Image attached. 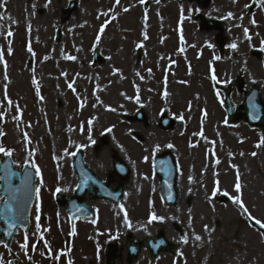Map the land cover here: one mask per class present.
Masks as SVG:
<instances>
[{"label":"rangeland","instance_id":"rangeland-1","mask_svg":"<svg viewBox=\"0 0 264 264\" xmlns=\"http://www.w3.org/2000/svg\"><path fill=\"white\" fill-rule=\"evenodd\" d=\"M71 1L75 10L63 18ZM194 1L0 0V146L17 167L40 170L33 229L39 214H66L54 194L76 186L78 148L100 176L111 164L104 150L115 149L132 169L125 218L151 213L159 229L178 221L174 214L193 218L189 228L180 223L182 253L163 264H264V234L245 218L264 224V136L243 121L227 125L223 92L213 85L237 99L229 84L241 76L264 100V2ZM199 15L215 29H199ZM140 112L144 122L135 119ZM163 115L175 119L173 128H161ZM103 134L106 149H94ZM158 150L179 160L185 198L177 207L160 198ZM79 227L87 254L97 238L87 237V221Z\"/></svg>","mask_w":264,"mask_h":264},{"label":"flooded vegetation","instance_id":"flooded-vegetation-1","mask_svg":"<svg viewBox=\"0 0 264 264\" xmlns=\"http://www.w3.org/2000/svg\"><path fill=\"white\" fill-rule=\"evenodd\" d=\"M112 181L107 185L116 188L121 183V177L114 175ZM105 182H108V177L105 178ZM123 199L124 197L119 201L91 199L87 195V202L94 208L93 217L87 218V237L101 238L99 251L90 241L87 242L85 254L81 233L71 230V221L67 215L47 214L38 216L36 229H33L32 224L30 230L26 232L17 231L10 243L5 239L1 240L0 257L3 258L4 264H8L9 261L12 264H68L69 260L72 264H163L166 260L174 263L185 248V244L182 243V239H185L184 232L180 223L189 228L186 218L190 220L193 218L183 215L182 222L168 220L164 229H159L151 213L134 214L125 218L121 214ZM187 202L190 203V199ZM159 234L165 236L171 244V250L163 251L161 247L156 248L153 240ZM25 243L28 245L27 249L21 247ZM5 244L8 247H5ZM137 246L139 252L135 256Z\"/></svg>","mask_w":264,"mask_h":264},{"label":"water","instance_id":"water-1","mask_svg":"<svg viewBox=\"0 0 264 264\" xmlns=\"http://www.w3.org/2000/svg\"><path fill=\"white\" fill-rule=\"evenodd\" d=\"M253 91L246 94V97H245L246 100L244 101V108L238 110L236 114L238 116L246 115L250 123L260 121L258 124H262V123L264 124V105L260 101L258 89L256 88ZM251 94H252V100H250ZM224 106L227 112L230 115H232L231 117L236 115V114L233 115L231 113V108L233 104L230 100L229 95H227L226 103ZM75 156L76 158L74 160V168L76 169L79 175V178H80V185L78 189L82 193L83 190L87 189V169L85 168L84 163L82 161L81 151H78ZM7 163H11L10 173H15L12 170L13 164L9 158H7L6 161L2 163L0 166L7 164ZM0 171L2 172L1 176L6 177L5 179H1L3 181L1 189H2V192L7 197V201H9L12 195L15 193L17 199L12 202L13 209L14 207L18 209H22V213L17 212V214L18 215L22 214V216H24V219L20 221L16 220V225L22 227L23 229H27L29 226V213H30L31 206L33 204L34 196H35V175L27 166L24 168V172L28 171L31 173V181H30V184L28 185V195L25 196L22 190V180H20L19 183L15 185V179L19 177L18 174L10 175V173H5L2 170ZM69 203L71 204V208H73L72 205L74 204L71 202ZM71 213H72V210H71ZM1 215H6V213H1ZM4 221H5L7 230H10V231L16 230L17 226L12 229H9L8 227L9 221L5 219Z\"/></svg>","mask_w":264,"mask_h":264},{"label":"snow or ice","instance_id":"snow-or-ice-1","mask_svg":"<svg viewBox=\"0 0 264 264\" xmlns=\"http://www.w3.org/2000/svg\"><path fill=\"white\" fill-rule=\"evenodd\" d=\"M49 2H50V0H49ZM143 2H144V0H141V3H143ZM262 2H264V0H262ZM117 3H119V0H117ZM125 11H127V9H125ZM231 15L232 14L229 13V16H231ZM253 23H255V21H253ZM101 31H103V28L101 29ZM245 31H247V30H245ZM8 34L12 35L11 32H9ZM230 47L236 48L237 45L232 44V45H230ZM69 58L70 59H75V57H69ZM217 59H219V57H217ZM69 86L71 87V85H69ZM0 115H3V114L0 113ZM205 115H206V113H205ZM109 131H111V129H109ZM93 143H94V141H93ZM260 143L264 144V139H262L260 141ZM0 153H3L4 156H6V157H11L12 156V150H5V148L3 146H0ZM253 155H255V153H253ZM33 166L35 167V165H33ZM10 168H11V163H7V164H4V165L0 166V170L4 171L5 173H10ZM36 171H37V174H39L40 170H39L38 167L36 168ZM10 175H16V174L15 173H10ZM5 178H6L5 176H0V179H5ZM30 181H31V173L28 172V171H25L23 173V175H22V190H23L25 196L28 195V185L30 184ZM235 187H236V190L239 191L241 186H240L239 183H237L235 185ZM36 192H37V195H38L39 194V189H36ZM0 199H2V198H0ZM16 199H17V197H16V195L14 193L12 195L11 199L9 201L4 202L3 207L0 208V213H6V215H4L2 218L9 221V223H8L9 229H12V228L17 226L16 225V220L18 218L17 217V211L13 209V204H12V202L14 200H16ZM233 199H234L235 203L239 204L241 207H244L243 202L240 199V197H234ZM244 211L246 213L248 212L246 207H244ZM248 214L251 217V214L250 213H248ZM153 219H157V217L153 216ZM252 219H255V218L252 217ZM37 220H39V217H37ZM255 223L256 224H261V221L256 219ZM261 227H264V224H261ZM8 235H12V232L9 231ZM196 238L200 239L199 236H197ZM25 239H27V238H25ZM5 247H8V245L5 244ZM21 247L27 249L28 245H27V243H25V244L21 245ZM0 264H4V261H3L2 257H0ZM8 264H12V262L9 261ZM68 264H72V261L69 260Z\"/></svg>","mask_w":264,"mask_h":264}]
</instances>
